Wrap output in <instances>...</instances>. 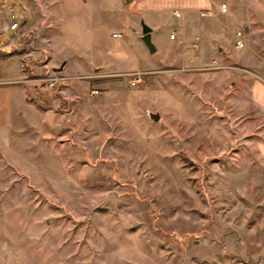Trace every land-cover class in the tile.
<instances>
[{
	"label": "rangeland",
	"instance_id": "obj_1",
	"mask_svg": "<svg viewBox=\"0 0 264 264\" xmlns=\"http://www.w3.org/2000/svg\"><path fill=\"white\" fill-rule=\"evenodd\" d=\"M45 1L13 51L0 264H264V0Z\"/></svg>",
	"mask_w": 264,
	"mask_h": 264
},
{
	"label": "crops",
	"instance_id": "obj_2",
	"mask_svg": "<svg viewBox=\"0 0 264 264\" xmlns=\"http://www.w3.org/2000/svg\"><path fill=\"white\" fill-rule=\"evenodd\" d=\"M38 0H0V51L5 52L6 56L0 59V130L9 127L12 123L13 107L18 101L19 84L16 79L22 76L19 59L14 54V48L30 30H32L36 21L40 18L37 11L40 9ZM46 2V1H45ZM48 3V4H47ZM50 0L45 6L49 5ZM44 6V8H45ZM49 7V6H48ZM209 8V7H204ZM22 12L25 17L17 30L8 29V16L12 13ZM18 64L17 69H8L11 62ZM254 101L264 107V84L256 81L253 85Z\"/></svg>",
	"mask_w": 264,
	"mask_h": 264
},
{
	"label": "built area",
	"instance_id": "obj_3",
	"mask_svg": "<svg viewBox=\"0 0 264 264\" xmlns=\"http://www.w3.org/2000/svg\"><path fill=\"white\" fill-rule=\"evenodd\" d=\"M226 10V4L225 3H222L221 5V11H225ZM173 14L175 16H180V13L177 11V10H174L173 11ZM211 14V9L210 8H205V9H201L199 11V16L200 17H205V16H208ZM8 29L10 30H15L19 24V19L17 17H15L14 15H10L9 18H8ZM115 35H117V33H115ZM173 36V35H172ZM243 31L240 30V29H237L235 32H234V45L235 47L237 48H240L244 45V39H243ZM194 46H196V44H194ZM95 92H97L95 90Z\"/></svg>",
	"mask_w": 264,
	"mask_h": 264
},
{
	"label": "water",
	"instance_id": "obj_4",
	"mask_svg": "<svg viewBox=\"0 0 264 264\" xmlns=\"http://www.w3.org/2000/svg\"><path fill=\"white\" fill-rule=\"evenodd\" d=\"M125 2H129L130 0H124ZM140 26H141V40L148 49L149 53H154L156 51V47L154 43L151 40V31L152 28L146 24L142 19L140 20ZM150 117L153 120H158L159 114L151 112Z\"/></svg>",
	"mask_w": 264,
	"mask_h": 264
}]
</instances>
